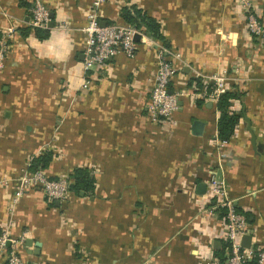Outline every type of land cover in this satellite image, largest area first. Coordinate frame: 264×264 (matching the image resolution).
Here are the masks:
<instances>
[{
	"label": "crops",
	"instance_id": "obj_1",
	"mask_svg": "<svg viewBox=\"0 0 264 264\" xmlns=\"http://www.w3.org/2000/svg\"><path fill=\"white\" fill-rule=\"evenodd\" d=\"M43 1L52 26L39 39L32 28L21 31L31 26L29 7L0 0V38H10L0 61V227L23 238L15 244L23 264H195L225 256L218 237L208 249L214 226L199 209L208 192L198 185L214 172L223 198L246 216L251 244L264 247V45L248 34L238 1L105 0L101 22L124 23L121 8L136 5L156 19L164 40L145 32L150 41H137L133 56L119 51L85 72L82 28L94 0ZM250 1L264 21V0ZM158 46L171 51L176 68L173 126L146 111ZM220 69L226 90L241 93L232 99L241 116L226 142L217 136L215 101L200 96ZM47 152L40 168L49 177L70 180L75 168H88L93 194L71 191L56 205L29 189L15 200L21 176ZM213 223L218 235L222 218Z\"/></svg>",
	"mask_w": 264,
	"mask_h": 264
},
{
	"label": "built area",
	"instance_id": "obj_2",
	"mask_svg": "<svg viewBox=\"0 0 264 264\" xmlns=\"http://www.w3.org/2000/svg\"><path fill=\"white\" fill-rule=\"evenodd\" d=\"M30 25L38 28H49L52 18L50 10L43 0H29ZM105 0H94L91 8L87 12V23L82 28L85 37L83 49V72L92 69L96 65L105 63L117 52L122 51L127 56H133L137 47V41L147 43L150 38L145 33L144 27H135L127 23H109L102 25L98 17V9ZM245 16L247 29L252 35H257L264 41V23L260 21L254 6L250 0H237ZM66 28V25H62ZM139 35V40H135V35ZM9 44L6 38H0V61L3 60ZM158 61L152 76V85L149 92V99L146 103V111L149 119L155 123L175 124L172 118L173 113L178 108V92L169 90V84L175 72V66L170 58L171 51L166 47L158 46ZM226 70L220 69L210 75L208 82L209 90L203 88L200 96L216 101L218 96L227 89ZM222 143H219L221 145ZM29 189H41L49 201H65L69 195V178L64 176L51 178L43 169L36 168L32 171H25L15 190L14 199H18ZM206 190L211 196L225 197L222 182L211 176L210 181H206ZM220 203L225 208L222 219L223 227L219 231L218 239L222 241L226 251L224 260L214 255L204 259V264H247L248 260L255 259L256 264H264V247L250 244L244 247L241 239L244 234L249 233L246 216L236 210L234 204L229 199H224ZM23 238L14 239L7 226L0 227V264H23L21 256L18 254L15 244L22 242ZM33 264V263H31Z\"/></svg>",
	"mask_w": 264,
	"mask_h": 264
},
{
	"label": "trees",
	"instance_id": "obj_3",
	"mask_svg": "<svg viewBox=\"0 0 264 264\" xmlns=\"http://www.w3.org/2000/svg\"><path fill=\"white\" fill-rule=\"evenodd\" d=\"M19 4L25 7L30 6V3L27 0H19ZM120 17L122 18L124 23L134 25L135 27L144 26L145 32H147L149 35L164 40V37L161 35L159 30V23L156 21V19L147 15L141 8H138L136 5H131L130 7H122L120 10ZM31 28L33 29V33L39 39H44L49 35V28L43 29L38 27L26 26L22 28L21 31L25 35L28 34ZM199 86H201V84ZM240 94L241 93L236 90L228 89L225 92L221 93L215 101L216 109L219 112V116L217 119V136L223 142H226L230 139L235 131L236 124L240 119L241 113L239 111L231 110L232 99H239ZM50 159L51 153H44L43 155H40L32 160L30 168L36 169L40 166L44 168L47 166ZM69 177V194L71 191L76 195H80V192H83L84 195L93 194L95 178L88 168L77 167L73 170ZM50 203L54 204V201H50ZM235 208L236 210H238L237 207ZM224 210L220 212V214H218V217L223 219L225 214ZM222 255L219 257L221 260H224V254L222 253ZM247 264H256V261L255 259H250L248 260Z\"/></svg>",
	"mask_w": 264,
	"mask_h": 264
},
{
	"label": "rangeland",
	"instance_id": "obj_4",
	"mask_svg": "<svg viewBox=\"0 0 264 264\" xmlns=\"http://www.w3.org/2000/svg\"><path fill=\"white\" fill-rule=\"evenodd\" d=\"M238 5H239V3H238ZM253 9L256 12L260 21H262L264 23L263 18L260 17L259 11H257L256 7H254ZM245 25H246V20H245ZM246 30H247L248 34H250L252 36V38L256 39V41H259L261 44L264 45V41L262 42L261 39L257 35H252V33L249 32V30L247 29V25H246ZM6 40H7V43L10 44V41H9L10 38L7 37ZM231 110H232V108H231ZM216 167H219V166L216 164ZM216 167L214 165V168H216ZM214 174H216V172H214L213 174H210V176L206 178V181H210L211 176H213L215 179H217ZM64 177L68 178L67 176H64ZM39 190L41 191V189H39ZM41 192L43 193V191H41ZM206 199H207L206 203H203L199 207V209H200V212H202L204 214V217L207 218V220L204 221V224L206 223V224H208V226H210V225L214 226L212 231H208V232L205 231L207 233V238H208L206 240V244H207L208 249L211 251L212 248L210 247V244L212 243L211 242L212 238H214V237L217 238L219 236V234L215 235L217 232L215 233V224L213 222H214L215 218L219 216L218 214H220V212H222L225 208L220 205V203H222L224 201L223 197H221L220 201H217V197H215V196L212 197L211 194L209 193ZM205 258L206 257L197 258V261H195V264H204Z\"/></svg>",
	"mask_w": 264,
	"mask_h": 264
},
{
	"label": "water",
	"instance_id": "obj_5",
	"mask_svg": "<svg viewBox=\"0 0 264 264\" xmlns=\"http://www.w3.org/2000/svg\"><path fill=\"white\" fill-rule=\"evenodd\" d=\"M50 16H51V18H52V13H50ZM101 24H102V25H105L106 23H105V22H101ZM50 26H52V21L50 22ZM135 40H139V35H138V34L135 35ZM196 125H199V126H200L201 123H200L199 121H196ZM205 188H206V185H205L204 183H200V184L198 185V193H202V192H204ZM81 194H82V193H81ZM55 204L58 205V204H59V201L56 200V201H55ZM26 242H27V245H31V244H32V240H31V239H27ZM241 243H242V245H243L244 247H250V244H251V235H249V234H244L243 237H242V239H241ZM219 244H220V241L216 240V241H214L213 246H214V247H217ZM39 245H40L39 242H36V243H35V246H36V247H39Z\"/></svg>",
	"mask_w": 264,
	"mask_h": 264
}]
</instances>
